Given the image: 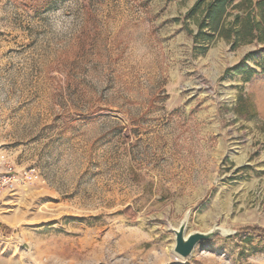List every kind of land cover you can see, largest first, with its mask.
Listing matches in <instances>:
<instances>
[{
    "label": "rangeland",
    "instance_id": "374dc122",
    "mask_svg": "<svg viewBox=\"0 0 264 264\" xmlns=\"http://www.w3.org/2000/svg\"><path fill=\"white\" fill-rule=\"evenodd\" d=\"M210 2L0 0V152L34 171L0 264H264V14L220 37ZM185 215L220 234L182 260Z\"/></svg>",
    "mask_w": 264,
    "mask_h": 264
},
{
    "label": "trees",
    "instance_id": "16d2710c",
    "mask_svg": "<svg viewBox=\"0 0 264 264\" xmlns=\"http://www.w3.org/2000/svg\"><path fill=\"white\" fill-rule=\"evenodd\" d=\"M233 1L235 0H211V2L206 5L205 8L206 16L204 23L207 22L206 28L209 29L210 33H215L220 37H222L223 35H228L226 34L227 32H225L224 18L228 14V9ZM236 1H239V6H242L241 7L242 11L249 10V13L246 14V18H245L246 20L245 24L247 26L245 33L248 36H252L253 31L255 30L259 31V26L255 22L253 23L250 22V12L252 10H260L261 13L260 15L262 17L264 14V0H256L254 3H252L253 0H236ZM262 20L264 21V19ZM204 23L201 25V27L202 26L205 27ZM230 31L234 33L236 38H239L242 30L237 31L232 29ZM251 55H252L251 53L245 55L242 61L248 59ZM260 66L262 68V72L264 73V62ZM0 229L3 230V232L5 233L8 231V229L5 226H0ZM242 231H250L257 235H264V230L257 227H246L243 228Z\"/></svg>",
    "mask_w": 264,
    "mask_h": 264
},
{
    "label": "water",
    "instance_id": "95a60500",
    "mask_svg": "<svg viewBox=\"0 0 264 264\" xmlns=\"http://www.w3.org/2000/svg\"><path fill=\"white\" fill-rule=\"evenodd\" d=\"M187 225L188 217L185 215L176 228H170L174 235L172 252L182 260L190 258L198 244L209 241L215 235L220 234V230L214 228L207 232L191 231L187 233Z\"/></svg>",
    "mask_w": 264,
    "mask_h": 264
},
{
    "label": "built area",
    "instance_id": "2783aa9c",
    "mask_svg": "<svg viewBox=\"0 0 264 264\" xmlns=\"http://www.w3.org/2000/svg\"><path fill=\"white\" fill-rule=\"evenodd\" d=\"M33 175L34 171L30 169L17 171L12 158L0 152V201L31 181Z\"/></svg>",
    "mask_w": 264,
    "mask_h": 264
}]
</instances>
